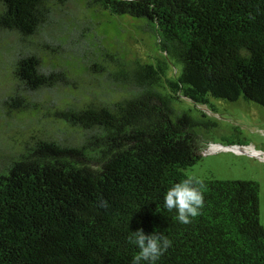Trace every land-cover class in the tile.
<instances>
[{
    "label": "trees",
    "instance_id": "trees-1",
    "mask_svg": "<svg viewBox=\"0 0 264 264\" xmlns=\"http://www.w3.org/2000/svg\"><path fill=\"white\" fill-rule=\"evenodd\" d=\"M98 11L142 20L161 57L107 49ZM0 37L11 40L2 110L39 114L0 150V264H131L138 229L172 241L156 264H264L256 182L202 179L205 206L189 225L163 200L201 159L194 122L173 102L264 110V0H0ZM69 57L112 92L79 91L54 63Z\"/></svg>",
    "mask_w": 264,
    "mask_h": 264
},
{
    "label": "rangeland",
    "instance_id": "rangeland-1",
    "mask_svg": "<svg viewBox=\"0 0 264 264\" xmlns=\"http://www.w3.org/2000/svg\"><path fill=\"white\" fill-rule=\"evenodd\" d=\"M97 15L98 35L110 51L118 52L126 59L139 57L143 63H153L161 57L155 37L139 29L142 20L99 11ZM10 43V38L0 37V52ZM58 62L65 63L66 70L77 78L75 86L79 91L88 94H96L99 89L103 91V87L96 88L98 84L94 79L83 74L80 60L69 57L67 62L64 58L54 61ZM180 69L179 64L168 63L166 78H176ZM105 91L111 93L112 89L106 87ZM66 93L64 91L57 96L64 99ZM172 107L176 112L187 113L194 122L193 131L200 149L201 159L186 169V175L201 179L256 182L259 186V222L264 228V110L242 99L227 102L212 97L208 98L207 105H195L182 97L173 102ZM38 116L35 111L28 115L19 114L14 110H2L0 106V150L5 144L16 145L22 141L29 126L38 128L35 122ZM43 121L51 122L53 119L49 117ZM230 143L240 144L241 150L232 148ZM218 144L227 148L216 149Z\"/></svg>",
    "mask_w": 264,
    "mask_h": 264
},
{
    "label": "clouds",
    "instance_id": "clouds-1",
    "mask_svg": "<svg viewBox=\"0 0 264 264\" xmlns=\"http://www.w3.org/2000/svg\"><path fill=\"white\" fill-rule=\"evenodd\" d=\"M205 182L194 175L185 177L173 184L164 195V208L168 212L176 211L175 219L184 225H189L202 214L205 206ZM129 243L138 248L131 264H156V262L172 247V241L161 232L145 234L142 229L130 232Z\"/></svg>",
    "mask_w": 264,
    "mask_h": 264
},
{
    "label": "built area",
    "instance_id": "built-area-1",
    "mask_svg": "<svg viewBox=\"0 0 264 264\" xmlns=\"http://www.w3.org/2000/svg\"><path fill=\"white\" fill-rule=\"evenodd\" d=\"M218 148V149H223V147H221V146H219V145H217V146H215V148ZM216 148V149H217ZM232 148H236L237 150H241V148L240 147H235V146H232Z\"/></svg>",
    "mask_w": 264,
    "mask_h": 264
},
{
    "label": "water",
    "instance_id": "water-1",
    "mask_svg": "<svg viewBox=\"0 0 264 264\" xmlns=\"http://www.w3.org/2000/svg\"><path fill=\"white\" fill-rule=\"evenodd\" d=\"M221 147H223V148H227L226 146H222V145H220ZM233 146H235V147H240V146H238V145H233Z\"/></svg>",
    "mask_w": 264,
    "mask_h": 264
},
{
    "label": "flooded vegetation",
    "instance_id": "flooded-vegetation-1",
    "mask_svg": "<svg viewBox=\"0 0 264 264\" xmlns=\"http://www.w3.org/2000/svg\"><path fill=\"white\" fill-rule=\"evenodd\" d=\"M219 145V144H218ZM220 146V145H219ZM231 146H233V145H231Z\"/></svg>",
    "mask_w": 264,
    "mask_h": 264
}]
</instances>
